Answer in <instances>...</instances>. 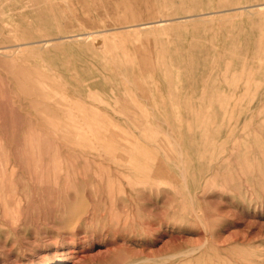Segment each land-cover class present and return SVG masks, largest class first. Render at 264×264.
Returning <instances> with one entry per match:
<instances>
[{
    "label": "rangeland",
    "instance_id": "374dc122",
    "mask_svg": "<svg viewBox=\"0 0 264 264\" xmlns=\"http://www.w3.org/2000/svg\"><path fill=\"white\" fill-rule=\"evenodd\" d=\"M263 2L0 0V264H264Z\"/></svg>",
    "mask_w": 264,
    "mask_h": 264
},
{
    "label": "bare ground",
    "instance_id": "6f19581e",
    "mask_svg": "<svg viewBox=\"0 0 264 264\" xmlns=\"http://www.w3.org/2000/svg\"><path fill=\"white\" fill-rule=\"evenodd\" d=\"M48 1V0H47ZM257 5V4H256ZM26 7H31V9H33V8H38L39 7V5L38 4H31V5H26V6H24L23 8L25 9ZM258 9H263L264 8V2L262 3V4H259L258 5ZM236 8V7H235ZM242 9H243V7H242ZM228 10V9H227ZM21 11H23V10H21ZM20 12V11H19ZM213 12V11H212ZM215 12V11H214ZM202 13V12H201ZM212 14V13H211ZM188 16V15H187ZM194 16V15H193ZM162 21H166V20H162ZM163 23V22H162ZM166 23V22H165ZM27 30H28V33L30 34V35H35V34H37V33H39V32H41V31H43L42 30V28H40L39 26H35V27H29V28H27ZM74 35V34H73ZM85 36H86V34H85ZM69 37H73L72 35L71 36H69ZM84 37V36H83ZM66 38V37H65ZM56 39H61V38H56ZM69 39H71V38H69ZM52 41H53V39H40V40H28V41H23V42H20V43H18L17 44V46H15V47H13V45H12V47H10V49H9V46L7 45V46H0V58L3 60V61H5V62H11L12 61V63H13V59L15 58V57H12L11 55H14L15 53H22V52H24V50H26L25 48H27V47H29L30 45H36V48L37 49H41V48H43V47H45V46H49V44L51 45V43H52ZM69 41V40H68ZM60 42V41H59ZM58 42V43H59ZM53 43H55V42H53ZM57 43V44H58ZM15 50V51H14ZM8 52H10V53H8ZM14 53V54H13ZM13 65V64H12ZM38 104H40V102H38ZM108 182H110V181H108ZM108 182H107V185L109 186V184H108ZM114 183V182H113ZM107 186V187H108ZM111 186H113V185H111ZM110 186V187H111ZM118 186V185H117ZM120 187V186H119ZM113 188V187H112ZM112 188H110L111 190H112ZM114 189V188H113ZM120 189H121V187H120ZM107 190H108V188H107ZM117 191V190H116ZM121 192V191H120ZM73 252V251H72ZM71 252V253H72ZM74 257V256H73ZM240 260H242V259H240ZM245 260V259H244ZM244 260H242L243 262H244ZM246 261V260H245ZM241 263V264H244V263ZM139 262H132V263H128V264H138ZM251 264H254V263H251Z\"/></svg>",
    "mask_w": 264,
    "mask_h": 264
}]
</instances>
